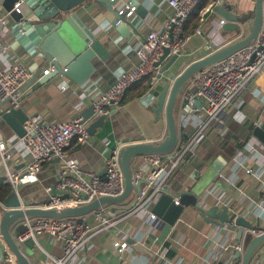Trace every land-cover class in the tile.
<instances>
[{
    "label": "crops",
    "instance_id": "1",
    "mask_svg": "<svg viewBox=\"0 0 264 264\" xmlns=\"http://www.w3.org/2000/svg\"><path fill=\"white\" fill-rule=\"evenodd\" d=\"M127 1L136 6L132 15L126 19L127 32L121 34L116 29L117 26L107 28L106 24L116 18V8ZM218 1L200 0L192 10L183 26L187 40L181 50L182 59L200 58L238 39L239 35L247 33V23L241 26L240 31H224L216 27V23L222 19L213 11ZM227 1L237 5L241 14L252 11L254 7L253 0ZM139 8L141 11H138ZM0 11L5 12L1 4ZM170 13L171 8L167 0H117L110 7L92 1L86 7H80L77 11L78 17L104 47L100 56L95 55L90 60L92 72L82 84H76L59 73L43 76L42 71L49 65L21 43L15 44L16 37L12 30L15 21L7 14L5 19L7 31L4 35H0V46L6 47L9 57L2 58L1 63L6 64L13 60L11 57H14L27 64L35 73V79L23 89L18 108L28 118L39 115L44 123L71 120L77 116L79 110H83L84 113L90 107V99L94 95L114 84L117 70L131 69L137 64L135 46L147 31L161 30ZM197 28L200 29V34L196 33ZM205 45H209V48ZM167 61L168 58L162 62L161 68ZM167 75V72L163 73L160 82L165 80ZM43 77L45 78L42 79ZM159 83L151 89L147 78L135 83L126 92L121 103L113 107L111 114L105 117L103 126L96 128L93 135H89L88 143L72 140L67 148L68 156L76 159L84 170H91L99 176H104L105 149L122 148L136 142L162 141L167 134L165 115L161 113L159 118H155L152 110L155 103L153 91L160 88ZM259 83L264 87V78H261ZM60 84L65 88L60 89L58 86ZM149 89L150 99H147L145 96ZM261 107L259 97L255 98L251 92H247L244 105L239 110H232L228 115L225 135L222 136L215 127H211L202 144L192 146L197 155L187 152L182 157L173 174L171 190L188 192L195 190L198 192L201 205L218 204V211L221 210L222 205H226L231 216L243 218L251 224L250 227L259 225L260 220L254 216V210L260 200L264 199V146L257 145V153L245 159L243 168H236L233 158L237 156L239 150H243L247 141H256L254 137H250L249 130L254 123L264 121ZM0 108L5 110L8 106L6 103H1ZM97 117L92 115L86 121V125L88 126ZM183 117L179 107L176 109L180 132L179 143H187L194 134V128L186 123ZM0 133L7 148L15 152L7 160V167L0 161V202H2L12 189L11 184L6 180L7 169L21 170L29 162L30 157L17 150L19 139L1 119ZM225 138L239 144L234 156L227 160L216 151L208 158L207 149ZM164 160L167 161V158ZM61 166L62 163L58 159L43 163L36 176L20 186V200L25 205L44 203L54 188ZM132 166L135 173L148 169L144 155L137 157ZM245 167H250L254 171L261 170L260 178L256 179L246 173ZM132 195L122 204L104 205L105 217L113 224L105 233L94 234L89 239L81 264H162L161 254L156 252L160 245L166 249L164 264H232L233 260L237 259L234 246L239 244L243 237L242 232L238 238V225L225 223L220 227L204 222L196 209L188 206L169 232L164 234L161 230L149 226L146 222L147 215L140 216L129 212L128 202ZM85 217L89 220L93 218L92 213ZM246 228L243 227V231ZM122 234L126 235V240L130 238L134 243H140L148 253L137 251L129 243L128 249L119 252L115 241L119 240ZM150 236L157 237L158 242L151 243ZM222 240H226L225 245H228L225 249L220 246ZM32 242L34 247L28 254L31 264H44L48 254L60 252L59 247L51 243L48 236H38ZM263 244L264 242L254 250L249 264H264ZM3 256L4 250L2 251L0 247V264H6Z\"/></svg>",
    "mask_w": 264,
    "mask_h": 264
},
{
    "label": "built area",
    "instance_id": "2",
    "mask_svg": "<svg viewBox=\"0 0 264 264\" xmlns=\"http://www.w3.org/2000/svg\"><path fill=\"white\" fill-rule=\"evenodd\" d=\"M200 0H167L171 13L166 18L161 30H149L135 46L134 51L138 62L131 69H119L115 72V82L108 89L99 92L90 99L93 115L108 116L112 108L119 105L126 92L137 82L147 78L150 89L160 82L162 77L161 65H157L164 49L168 54H181L187 40L183 26L194 7ZM136 6L129 1L116 8V18L106 24L113 28L128 19L135 11ZM7 12L0 11V35L6 29ZM221 19L216 27L221 29L224 24ZM200 34V29H196ZM241 37V35H239ZM209 48V45H205ZM6 47L0 46V102L6 103L8 108H18L23 89L35 79V73L27 64L17 58L2 64V58H8ZM66 68H63L65 71ZM55 72L54 67L48 66L42 71L46 76ZM61 75V74H60ZM264 78V12L260 29L255 39L248 45L238 49L227 57L214 62L194 73L179 93V105L185 100L180 110L183 112L186 123L194 128L190 140L181 142L169 154H145L144 159L148 169L143 172H133V179L142 177L145 182L138 192H133L129 200V212L146 216L149 221L155 220L151 208L164 189H171L172 177L179 166L182 157L187 153L197 155L194 145H201L207 138L211 127H215L223 136L227 131L226 120L232 110H239L245 103V95L251 92L255 98L259 97L264 113V87L259 83ZM64 89L62 84L58 85ZM195 86L194 93L191 88ZM150 89L146 93L150 99ZM84 96V95H81ZM198 98L201 102L197 107L194 104ZM83 110L71 120L55 123H44L39 115L29 117L25 124V134L19 139L17 150L23 155H29V162L21 170L6 172V180L11 184L16 196L19 197V188L22 183L33 179L41 169L43 163L53 159L61 161L62 166L57 175L54 189L67 194L60 198L57 194L49 195L48 199L40 205H21L20 209L27 207H41L42 209H60L71 206L83 205L100 196H118L124 189V179L119 164L120 148L105 149L104 176H99L91 170L81 168L76 159L70 158L67 148L73 139L86 144L89 141L86 122L82 120ZM186 115V116H185ZM262 145L257 140L247 141L243 150H239L233 158L236 168H243L244 161L250 155L257 153V145ZM14 151L7 148L6 142L0 140V161L7 167V160L14 155ZM167 158V161L164 159ZM245 172L256 179L261 176V170L254 171L245 167ZM2 210L8 209L0 202ZM105 207L101 206L92 212V220L82 216L69 217H28L25 216L14 223L12 228L22 224L25 229L19 234H12L14 242L21 246L28 238L35 240L38 236H48L51 243L59 247V254H48L44 264H81L83 253L89 239L98 233H105L113 224L105 217ZM254 216L258 218L259 225L247 227L243 231L242 241L234 246L238 258L232 264H242V257L248 241V235L258 236L264 233V199L256 205ZM150 227H152L149 224ZM154 228V227H153ZM155 229V228H154ZM115 245L119 252L130 246L126 235L122 234ZM151 243H157L158 238L150 236ZM264 242V241H263ZM222 240L220 246L225 249L228 245ZM264 245V244H263ZM160 255V262H166V249L160 245L156 251ZM264 252V251H263ZM3 260L6 264H17L14 255L4 244Z\"/></svg>",
    "mask_w": 264,
    "mask_h": 264
},
{
    "label": "water",
    "instance_id": "3",
    "mask_svg": "<svg viewBox=\"0 0 264 264\" xmlns=\"http://www.w3.org/2000/svg\"><path fill=\"white\" fill-rule=\"evenodd\" d=\"M92 1L107 7L117 2V0H0V4L4 11L15 21L12 29L13 35L16 37L15 44L21 43L27 50L54 67V74L59 73L65 78L73 80L76 84H82L92 72L93 67L90 60L95 55L100 56L104 48L95 39L94 35L86 29L77 15L80 7H86ZM253 1V10L243 14L238 11L237 5L227 0H219L213 8L214 14L225 21L221 26L224 31H240L241 26H244L245 23L248 24L247 33L238 39L194 60L191 58L182 59L179 53L169 55L168 49L163 50L157 65H161L168 58V61L161 68L162 74L167 72L168 75L165 80L159 83L160 88L153 91L155 103L152 110L155 118H159L160 114L164 113L167 134L158 143L136 142L120 148L119 164L124 179V189L120 195L113 197L100 196L83 205L60 209H42L41 207L32 206L21 210L20 206L24 205V202L19 200L15 191L11 189L8 197L2 201L3 206L8 207V209L2 210L0 206L1 250H4L5 244L14 255L17 264H31L28 254L34 247L32 240L28 238L18 247L12 238V234H19L25 229L22 224L12 228L14 223L21 218L25 216L69 217L88 215L104 205L122 204L133 192H138L145 180L142 177L133 179V161L145 154H169L180 141L176 109H179L185 103V100H183L182 104L179 105V93L188 79L202 68L227 57L255 39L262 22L264 0ZM138 11H141V9L139 8ZM125 23L126 19L122 18V22L116 27L121 34L127 32ZM63 68H66V70L63 71ZM195 90L196 87L193 86L191 92L194 93ZM194 104L199 107L201 102L196 98ZM92 115V107H89L83 113L82 120L86 122ZM105 117L104 115L98 116L87 126L89 135H93L96 128L103 126ZM0 119L17 138H21L25 134L24 124L28 117L20 108L5 110L0 108ZM249 134L250 137H254L264 146V121L251 125ZM0 140H2L1 133ZM51 193L59 195L60 198L67 197V194L54 188ZM188 206L195 208L204 222L220 227L224 226L225 223L238 225V238L243 232V227L251 226L243 218L231 216L226 205H222L220 211H218V204L201 205L198 192L195 190L191 192L186 190L173 191L167 188L162 191L151 208L155 220L152 222L146 219V222L167 234ZM126 241L137 251L148 253L140 243H134L130 238ZM263 241L264 233L253 237L248 235L242 264L250 263L254 250ZM235 258H238L236 252Z\"/></svg>",
    "mask_w": 264,
    "mask_h": 264
},
{
    "label": "trees",
    "instance_id": "4",
    "mask_svg": "<svg viewBox=\"0 0 264 264\" xmlns=\"http://www.w3.org/2000/svg\"><path fill=\"white\" fill-rule=\"evenodd\" d=\"M238 147H239L238 143H234L225 138V139H222L217 145L212 144L210 148L207 149L208 150L207 157L209 158L213 156V154L216 151H219L224 157H226L227 160H229L234 156L235 151Z\"/></svg>",
    "mask_w": 264,
    "mask_h": 264
}]
</instances>
